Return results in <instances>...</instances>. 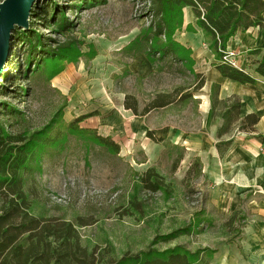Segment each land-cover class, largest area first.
Returning a JSON list of instances; mask_svg holds the SVG:
<instances>
[{
	"label": "rangeland",
	"instance_id": "rangeland-1",
	"mask_svg": "<svg viewBox=\"0 0 264 264\" xmlns=\"http://www.w3.org/2000/svg\"><path fill=\"white\" fill-rule=\"evenodd\" d=\"M46 3L63 11L73 26L69 31L45 25L41 8ZM71 4L39 0L29 26L51 48L72 43L79 57L64 63L49 81L46 75H34L9 83L12 65L23 59L14 31L0 76V110L6 104L24 114L23 119L1 118L9 124L8 132L28 139L49 126L50 138L58 141L43 155L41 172L26 176L31 213L75 224L82 246L95 250L101 264L177 247L203 256L206 249L214 251L208 264H243L239 251L254 217L248 211L245 228L241 216L233 229L224 227L237 202L234 196L239 200L242 193L224 192L222 180L211 181L212 173L203 172L205 164L196 162L202 143L175 140L199 127L200 115L190 98L195 79L178 60L146 56L150 46L142 36L148 28L154 31L158 21L150 1L105 0L78 10ZM137 38L136 49H127ZM176 40L186 45L199 39L180 30ZM187 94V100L179 101ZM159 95H171L173 103L144 114ZM133 101L135 114L125 107ZM79 117H84L79 128L110 138L118 153L99 147L89 133L71 134L67 126ZM148 132L156 139L148 138ZM148 171L156 174V191L142 181Z\"/></svg>",
	"mask_w": 264,
	"mask_h": 264
},
{
	"label": "trees",
	"instance_id": "trees-1",
	"mask_svg": "<svg viewBox=\"0 0 264 264\" xmlns=\"http://www.w3.org/2000/svg\"><path fill=\"white\" fill-rule=\"evenodd\" d=\"M70 9L78 10L81 7H92L99 0H70ZM101 1V0H100ZM151 10L158 18L154 31L148 28L142 40L149 43L147 57L158 54L160 60L171 58L185 65L195 79L193 91L196 92L204 85V78L193 71L191 51L184 48L177 40L176 34L183 28V9L190 8L195 16V27L202 32L207 48L218 61L216 68L223 79L237 82L241 85L254 84L257 81L246 69L240 70L222 62V51L225 50L229 40L238 32L243 33L250 28H261L264 36V0H149ZM85 8V9H86ZM33 11L31 16H33ZM41 19L47 27L56 28L60 33L69 31L73 26L64 18L63 11L53 3H46L41 8ZM185 30L196 32L191 24ZM15 41L22 47V61L16 60L12 67L15 72L8 80L13 83L20 77L46 75L47 81L62 70L63 64L75 61L79 57L77 47L72 43L51 48L44 43L42 37L35 33L31 26L27 31L15 30ZM164 37L161 41L160 37ZM139 38L130 42L127 49L139 44ZM20 47V48H21ZM136 49V47L134 48ZM139 49V48H138ZM136 50L137 53L139 50ZM252 55L259 56L254 63V73L264 80V47L250 51ZM22 65V67H21ZM1 81L4 77L0 78ZM7 81V80H6ZM19 88V87H17ZM218 86L212 89L216 90ZM19 94L26 93L24 89H17ZM212 90V94H213ZM211 94V109L206 124L219 116L222 127L217 131V137L229 131L231 123L239 114V101L236 98L218 101ZM185 96H178L179 101L187 100ZM177 96V95H176ZM173 103L171 95H159L143 109L144 114L150 111L165 108ZM127 110L137 113L136 104L126 103ZM219 109V113L216 112ZM2 111V112H1ZM9 117L23 119L24 114L3 104L0 110V264H101L95 250L82 246L76 225L72 222L43 218L33 215L31 198L25 191L26 176L41 172V159L51 146H57L56 138L51 139L49 126L44 130L33 133L27 137L21 134L8 132L9 124H4L1 118ZM84 117H79L67 126L73 135L91 134L92 141L99 147L111 153H118L116 144L110 138L95 136L78 127ZM258 121L255 115H248L243 119V129L254 126ZM147 137L156 139L148 132ZM157 141V140H156ZM200 167V161L196 159ZM201 173V172H200ZM148 189L156 191L159 187L158 179L153 171H148L142 180ZM238 209L224 223V227L233 229L234 220L241 216L245 222V215ZM80 225H88L80 222ZM190 253L183 248L169 249L163 252L147 251L134 256H123L115 262L106 264H208L214 251Z\"/></svg>",
	"mask_w": 264,
	"mask_h": 264
},
{
	"label": "crops",
	"instance_id": "crops-1",
	"mask_svg": "<svg viewBox=\"0 0 264 264\" xmlns=\"http://www.w3.org/2000/svg\"><path fill=\"white\" fill-rule=\"evenodd\" d=\"M182 11L184 26L181 31L189 34L185 27L191 24L196 32L190 33L199 40L187 41L186 45L177 41L191 51L193 71L203 76L204 85L200 90L190 93V98L195 101V112L200 115L198 129L194 132L182 133L181 138L175 140L185 142V139L189 138L202 143L198 155L200 164H205L203 172L212 173L211 181L222 180L225 185L224 192H234V195L242 193L243 196H240L239 200L234 196L237 202L233 212L240 209L245 213V217H248L249 211L254 220L245 229V238L239 253L244 255L243 264H264V150L260 151L264 147V80L253 71L254 63L259 56L250 52L263 49L262 29L258 27L250 28L243 33L238 32L226 46L241 54L240 62L246 72L257 81L254 84L241 85L223 79L219 71L214 68L213 65L218 61L207 48L202 32L195 27L193 12L188 7ZM216 85L218 88L213 90ZM211 94L217 97L218 101L232 98L239 101L238 116L234 118L229 131L224 132L220 137H217V131L222 127L223 120L219 116L213 118L210 124H206L211 109ZM216 112L219 113V109H216ZM248 115H255L258 121L252 129H243L241 123ZM222 137L224 138L222 141L218 140ZM242 198L245 200L242 201ZM245 225L246 221L243 224L244 228Z\"/></svg>",
	"mask_w": 264,
	"mask_h": 264
},
{
	"label": "water",
	"instance_id": "water-1",
	"mask_svg": "<svg viewBox=\"0 0 264 264\" xmlns=\"http://www.w3.org/2000/svg\"><path fill=\"white\" fill-rule=\"evenodd\" d=\"M39 0H4L0 4V76L11 54V38L16 29H29L32 8Z\"/></svg>",
	"mask_w": 264,
	"mask_h": 264
},
{
	"label": "built area",
	"instance_id": "built-area-1",
	"mask_svg": "<svg viewBox=\"0 0 264 264\" xmlns=\"http://www.w3.org/2000/svg\"><path fill=\"white\" fill-rule=\"evenodd\" d=\"M223 54L222 56V62L226 63L228 66L235 67L240 70H244L245 67H243L242 62H240L239 56L241 55L237 51L233 49L225 48L224 51L221 52ZM264 147L261 148L260 151H263Z\"/></svg>",
	"mask_w": 264,
	"mask_h": 264
}]
</instances>
